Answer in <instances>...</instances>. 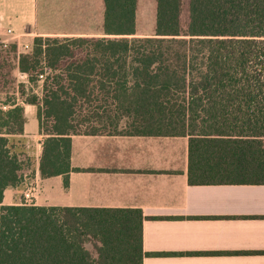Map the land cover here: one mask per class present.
<instances>
[{"label":"trees","instance_id":"1","mask_svg":"<svg viewBox=\"0 0 264 264\" xmlns=\"http://www.w3.org/2000/svg\"><path fill=\"white\" fill-rule=\"evenodd\" d=\"M103 4L106 38L38 37L31 53L0 40V73L7 66L31 85L44 77L42 96L16 81L0 90L14 91L0 102V264H143L150 255L141 210L3 204L33 167L16 139L24 105L37 108L47 137L42 179L68 185L73 136L123 135L188 138L192 186L264 185V0H189L186 29L182 0H156L152 37H134L138 0ZM120 119L130 122L124 133L81 132Z\"/></svg>","mask_w":264,"mask_h":264},{"label":"crops","instance_id":"2","mask_svg":"<svg viewBox=\"0 0 264 264\" xmlns=\"http://www.w3.org/2000/svg\"><path fill=\"white\" fill-rule=\"evenodd\" d=\"M36 36L108 37L42 32L38 0H0V38L20 44ZM24 109V134L16 139L33 167L5 191L4 205L141 210L150 254L143 264H264V185L192 186L188 138L123 135L73 136L68 185L63 176L42 179L47 137L37 108Z\"/></svg>","mask_w":264,"mask_h":264},{"label":"rangeland","instance_id":"3","mask_svg":"<svg viewBox=\"0 0 264 264\" xmlns=\"http://www.w3.org/2000/svg\"><path fill=\"white\" fill-rule=\"evenodd\" d=\"M183 13L182 23L183 28H187L189 23V0H182ZM104 16L103 0H38V24L39 30L49 33H86L95 34L102 32ZM156 24V0H138L137 8V35L140 37L153 36L155 33ZM57 36L43 37V38H56ZM36 37H29L25 42L18 44L19 52L31 53L33 47V40ZM1 42H4L0 38ZM9 43H13L9 41ZM24 45H29V49L23 48ZM10 68H3L0 76L2 82L0 83V90L7 91L12 86L10 83L14 81L19 84H25L26 94L30 93L33 86L34 92L42 96V86L44 79L40 78L37 85H31L27 76L19 74L10 75ZM15 91H19L18 89ZM22 92V90L20 89ZM10 94H0V102H5L7 98H14L13 90L9 91ZM20 98L21 95L16 93ZM45 126H49V121H44ZM130 122L126 119L110 122L102 120L101 122L91 120L89 123L83 125L81 132H88L91 128L99 131L100 133L113 134L124 133L128 130Z\"/></svg>","mask_w":264,"mask_h":264},{"label":"built area","instance_id":"4","mask_svg":"<svg viewBox=\"0 0 264 264\" xmlns=\"http://www.w3.org/2000/svg\"><path fill=\"white\" fill-rule=\"evenodd\" d=\"M7 35H8V36H11V37L14 36V32H13V30L8 29V30H7ZM8 42H9V41H4V43H8ZM24 48H25V49H28V46L25 45ZM40 78H41V79H44L43 76H41ZM28 199H29V198H28Z\"/></svg>","mask_w":264,"mask_h":264}]
</instances>
